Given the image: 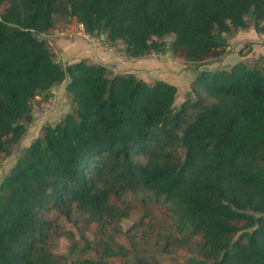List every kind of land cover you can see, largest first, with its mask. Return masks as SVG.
<instances>
[{
  "label": "trees",
  "instance_id": "obj_1",
  "mask_svg": "<svg viewBox=\"0 0 264 264\" xmlns=\"http://www.w3.org/2000/svg\"><path fill=\"white\" fill-rule=\"evenodd\" d=\"M71 21L132 57L172 37L173 51L205 66L225 53L218 34L264 31V0H0V151L26 133L36 96L68 80L74 105L1 183L0 264L128 258L113 231L136 196L169 210L180 245L197 243L187 264H264V63L204 67L176 106L164 80L112 76L86 59L62 65L41 36ZM77 215L84 238L96 228L98 260L65 263L53 250L57 217Z\"/></svg>",
  "mask_w": 264,
  "mask_h": 264
},
{
  "label": "rangeland",
  "instance_id": "obj_2",
  "mask_svg": "<svg viewBox=\"0 0 264 264\" xmlns=\"http://www.w3.org/2000/svg\"><path fill=\"white\" fill-rule=\"evenodd\" d=\"M78 23L77 21L59 23L54 30L44 34L62 65L86 59L107 66L112 76L132 73L150 83L164 80L177 86L176 106L184 100L189 84L198 71L213 62L210 60L205 66L187 62L181 53L173 51L170 47L172 37L167 39L169 44L165 49L152 50L143 56L132 57L126 54L121 41L110 44L104 34H89L86 37L80 33L83 30ZM57 33L76 41L79 50L63 56L61 48L53 41ZM218 36L223 38L221 34ZM92 47L106 52L109 57H92L86 52ZM231 56L234 58L223 60L219 58L218 65L235 63V55ZM67 83L68 80H65L33 99L32 119L29 121L23 118L27 125L26 133L19 143L10 147L8 151H0V186L18 158L23 156L25 149L34 139L42 136L43 128L46 125L54 126L73 110L72 95L67 89ZM131 200L137 205L136 209L131 212L130 217L119 223L118 230L113 231L117 240L127 247L130 253L128 258H111L110 264H187L190 257L199 256L195 250L197 244L195 241L187 245H180L177 242L178 233L174 228V220L165 206L147 202L142 196L133 197ZM50 217L56 219L55 215ZM74 218L77 223L64 217H57L59 228L57 230L54 228L50 234L54 252L65 263L81 258L100 259V247L96 244L99 236L95 226L86 230L85 238L89 239L90 246L88 250L83 251L84 225L78 215ZM136 223H139L136 225L138 227L135 226ZM60 228H63L64 232L61 233ZM139 257L146 263L138 261Z\"/></svg>",
  "mask_w": 264,
  "mask_h": 264
},
{
  "label": "crops",
  "instance_id": "obj_3",
  "mask_svg": "<svg viewBox=\"0 0 264 264\" xmlns=\"http://www.w3.org/2000/svg\"><path fill=\"white\" fill-rule=\"evenodd\" d=\"M53 39L54 43L61 48L63 56L71 53H76L79 50L76 41H72L59 33L55 34ZM222 40L225 43V53L218 58H208V61H213L212 64L207 65L208 69L212 70L220 67H228L232 64L223 63L218 65L219 58L233 59L231 55H235V63L243 61L249 65H254L257 62L264 63V31L257 32L253 26L247 29H232L229 33H222ZM88 49V48H87ZM92 57H109V55L101 50L89 48L86 51ZM234 64V63H233Z\"/></svg>",
  "mask_w": 264,
  "mask_h": 264
},
{
  "label": "built area",
  "instance_id": "obj_4",
  "mask_svg": "<svg viewBox=\"0 0 264 264\" xmlns=\"http://www.w3.org/2000/svg\"><path fill=\"white\" fill-rule=\"evenodd\" d=\"M79 26L82 28L83 32H80V33H83L86 37L89 35V33H87L85 30H84V27H83V24L82 23H78Z\"/></svg>",
  "mask_w": 264,
  "mask_h": 264
},
{
  "label": "water",
  "instance_id": "obj_5",
  "mask_svg": "<svg viewBox=\"0 0 264 264\" xmlns=\"http://www.w3.org/2000/svg\"><path fill=\"white\" fill-rule=\"evenodd\" d=\"M43 39H45L46 38V36L45 35H42L41 36ZM167 39L169 40V39H171V37H167Z\"/></svg>",
  "mask_w": 264,
  "mask_h": 264
}]
</instances>
